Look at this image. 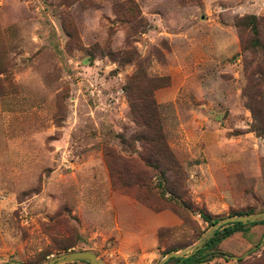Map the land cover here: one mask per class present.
<instances>
[{"label":"rangeland","instance_id":"374dc122","mask_svg":"<svg viewBox=\"0 0 264 264\" xmlns=\"http://www.w3.org/2000/svg\"><path fill=\"white\" fill-rule=\"evenodd\" d=\"M203 212H264V0H0V264H157Z\"/></svg>","mask_w":264,"mask_h":264},{"label":"trees","instance_id":"16d2710c","mask_svg":"<svg viewBox=\"0 0 264 264\" xmlns=\"http://www.w3.org/2000/svg\"><path fill=\"white\" fill-rule=\"evenodd\" d=\"M240 26H246L249 28V31L251 33L252 39L249 43V47L252 49H257L262 47V42L259 39L260 32H259V23L258 19H256L254 16H245L241 18L239 22ZM200 216L202 220L206 223H208L210 226L217 222L216 219H213L208 213H200ZM261 224L264 225V221L260 223H247L246 225H256ZM245 226V224L242 223H229L225 226H222L219 228L212 238L207 240L203 247L192 254H190L188 257L183 258H172L168 260L166 263L174 261L179 264H202L204 262H207L215 256H221L224 257V255H221L218 251H210V248L217 246L220 244L223 240L229 238L232 236L235 232L239 231ZM256 248V247H255ZM237 261H242V258L239 257Z\"/></svg>","mask_w":264,"mask_h":264},{"label":"water","instance_id":"95a60500","mask_svg":"<svg viewBox=\"0 0 264 264\" xmlns=\"http://www.w3.org/2000/svg\"><path fill=\"white\" fill-rule=\"evenodd\" d=\"M264 221V212H260L257 214H251V215H236V216H229L223 219L217 220L216 223L211 225L206 232H204L197 240V242L186 249L180 251V252H171L164 256L160 261H158L157 264H165L168 260L172 258H182L186 256L187 254H192L193 252L201 249L204 245V243L212 238L214 233L221 228L222 226H225L229 223H260ZM224 258H227L226 255H224ZM233 260H237V257H231ZM75 261H81V262H88L89 264H97L96 256L89 251H79V252H70L65 255H61L60 257L54 258L50 260L46 264H66V263H72ZM6 264H21L19 262H9Z\"/></svg>","mask_w":264,"mask_h":264}]
</instances>
